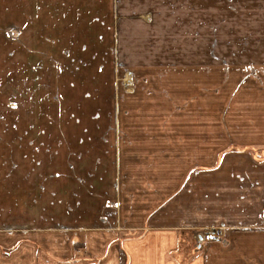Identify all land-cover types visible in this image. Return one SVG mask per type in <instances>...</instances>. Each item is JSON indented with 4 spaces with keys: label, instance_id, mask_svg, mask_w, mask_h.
<instances>
[{
    "label": "crops",
    "instance_id": "crops-1",
    "mask_svg": "<svg viewBox=\"0 0 264 264\" xmlns=\"http://www.w3.org/2000/svg\"><path fill=\"white\" fill-rule=\"evenodd\" d=\"M127 49L134 73L177 59V132H141L170 99L153 83L129 97L136 131L119 86L112 115ZM239 142L264 146V0H0V245L17 247L0 264H62L80 243L90 264H264V154L225 150Z\"/></svg>",
    "mask_w": 264,
    "mask_h": 264
},
{
    "label": "rangeland",
    "instance_id": "rangeland-1",
    "mask_svg": "<svg viewBox=\"0 0 264 264\" xmlns=\"http://www.w3.org/2000/svg\"><path fill=\"white\" fill-rule=\"evenodd\" d=\"M165 2V1H164ZM169 3L171 5V8L174 9L177 5V0H169ZM165 42H170V53H171V57H176V51H177V45H176V38H165ZM166 47V46H165ZM125 48V46H124ZM128 48V47H127ZM155 52L151 51V55H153L155 57ZM131 53L129 52V49H127L124 54L123 57L124 59L119 60L118 61V65H117V75L114 78L115 82H116V87L114 88V92H115V109L112 110V115L117 116V86H119L120 88V92L122 93V95H124V97L126 98L125 102L122 103V109L120 110L121 112V117L125 116L128 122L127 125V131H136V127L133 125L132 121L135 118V114H130V111L137 109L138 111L140 109L143 108H135L134 103H131L129 101V97L132 96L133 94H135V90H137V87L142 88L143 86V90H144V95H148L149 91L151 90V86L156 87L157 89H161L162 87L168 88L169 93H170V99L164 100L163 102V109H153V108H149V109H145L146 114H144L143 116H148V123L146 125H141L140 128H142L141 132H151V131H156V132H162V131H166V132H177V101H178V83H177V79H178V62L177 59H171V61L166 64V65H162L161 63H158L160 61H157L156 58L153 57V63L149 65L148 68H150L149 70H152L151 73H146V74H139V73H134L132 72V70L134 69V64H130L129 60L131 58ZM214 63V70H218L220 71L222 68L224 69V65L222 62H213ZM141 65H147L146 62L142 61L139 66ZM206 65V66H205ZM205 66V67H204ZM217 66V67H216ZM212 67V66H211ZM210 69V64L207 63H203V70L207 71ZM216 71V72H218ZM224 71L219 73V76L216 78L218 80L219 83V88L222 89L223 91L221 93L218 94L219 97V103L220 101L223 102V104L225 103V97L229 92L232 90L231 87L232 85H229V83L227 84L226 82L224 84H222L221 81L223 80H229V78H225L224 75H222L221 73H223ZM164 76V77H162ZM215 75H209V74H203L202 76V83H209V81H211L212 77H214ZM138 78V79H136ZM215 78V77H214ZM163 80V82L161 83V81ZM139 82V83H138ZM254 81H251L249 83H253ZM154 85H153V84ZM236 85V84H235ZM235 89H238L237 86H234ZM44 88V86H43ZM233 88V87H232ZM242 90V89H241ZM44 92V89H43ZM242 91L237 92L235 95L236 97H244V98H256L257 97V93L249 95L247 94L245 91L244 93H242ZM150 95V94H149ZM230 95H233L232 93ZM215 97V95H213ZM204 97H206V100H210L211 99V95H205ZM43 98L44 97L43 95ZM44 100V99H43ZM204 100V99H203ZM224 100V101H222ZM249 100V99H247ZM48 111V110H47ZM60 111V110H57ZM136 111V110H135ZM144 111V109H143ZM161 111V112H159ZM232 111V110H230ZM252 111V110H251ZM255 111L257 112L258 110L255 109ZM234 112V113H233ZM233 115L236 116L237 114L239 115V113L241 112V109H237V110H233ZM256 112H254L253 114H257ZM252 113V112H251ZM143 113H141V115L138 116H142ZM43 116L49 115V113L47 114L46 111H44L43 109ZM111 115V113H110ZM259 115H261V113H259ZM159 116V117H157ZM220 116H226V111L223 109H214L211 113V109H206L203 108L202 109V118H203V122H205L204 120H207V122H210V120H215V118H219ZM162 117L164 119L167 118V124L165 123L164 125L161 124L162 123ZM212 117V118H211ZM211 118V119H210ZM162 120V121H161ZM132 123V125L130 123ZM117 127V126H116ZM124 127H126L124 125ZM188 127V126H187ZM192 127V126H191ZM227 127V126H226ZM255 126H250L249 128H254ZM203 128L206 132H210L211 130H213L212 132L215 133H225V129L221 126V125H217V126H213L211 124L209 125H203ZM229 128V126H228ZM231 128V127H230ZM241 149H248L249 151H251L255 157L260 158L263 154H264V146L263 144H257V143H250L249 145L244 144V143H234L232 145H229L228 148H226L225 150H241ZM39 246V245H38ZM41 248V252L42 255L45 257V260H51L49 256L51 253L48 251V246L45 245L43 243L42 246H40ZM17 249V247L13 246V247H6V246H1L0 245V255L2 257L4 256H8L9 254L13 253L15 250ZM75 253V254H74ZM74 253L70 255V257L65 258L63 260L56 258L57 260H59L58 263H62V261L65 260H70L68 262H71L72 260H74V262L76 263H80V264H90L91 262V258H89L87 256V254L84 253L83 251V247L82 244H78L74 246ZM54 262V261H53Z\"/></svg>",
    "mask_w": 264,
    "mask_h": 264
},
{
    "label": "built area",
    "instance_id": "built-area-1",
    "mask_svg": "<svg viewBox=\"0 0 264 264\" xmlns=\"http://www.w3.org/2000/svg\"><path fill=\"white\" fill-rule=\"evenodd\" d=\"M221 237L222 235L217 229H208L202 233H199V235L197 236L199 240L203 241H219L221 240Z\"/></svg>",
    "mask_w": 264,
    "mask_h": 264
}]
</instances>
